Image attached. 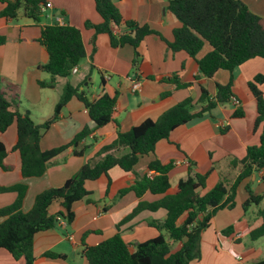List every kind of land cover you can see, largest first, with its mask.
Segmentation results:
<instances>
[{"label": "crops", "instance_id": "1", "mask_svg": "<svg viewBox=\"0 0 264 264\" xmlns=\"http://www.w3.org/2000/svg\"><path fill=\"white\" fill-rule=\"evenodd\" d=\"M239 1L253 14L264 18V0ZM47 2L49 7L43 12L40 24H35L22 12L14 20L0 19V35L7 39L6 44L0 46V77L2 90L13 107L21 112L29 111L33 121L42 124L53 115L67 82L86 90L92 101L100 99L104 94L118 97L113 122L94 131L85 140L84 145L89 146L85 155L75 156L72 148L64 151L50 161L46 173L40 178L24 179L20 174V156L12 151L17 139L16 128H10L6 134L0 133V142L9 150L6 164L13 168L11 171L0 168V186H28L23 213L31 210L35 198L41 192L61 188L101 147L114 142L118 132H129L146 119L157 120L165 111L186 99L197 101L201 87L214 96L216 85H226L231 78V74L226 71H219L213 78H206L201 75L195 59L184 52L173 53L168 48L167 42L174 41V31L182 27V23L168 10L170 0L118 2L124 20L149 26L159 34L145 38L138 49L140 59L136 63V50L133 46L113 48L108 34L97 33L95 29L86 27L87 22L97 26L103 21L94 0ZM4 8L5 4L0 2V12ZM54 24L71 25L80 29L87 56L69 79L58 78L54 88H43L39 82L50 83L53 78L40 70L41 66L48 63L49 55L38 39L43 27ZM116 32L122 34L124 31ZM210 50L205 45L198 59ZM258 74H264L262 59L250 60L240 66L233 73V92L237 100L176 129L168 141L157 144L155 155L141 158L134 171L125 172L119 167L110 170V186L106 177L87 182L86 189L91 195L74 204V222L68 224L65 219L59 218L54 229L35 237L34 264H88L82 255L86 247L96 246L114 237L118 233L117 225L140 202L152 203L162 198L149 192L141 198L134 192L121 195V191L129 189L138 178L155 172L148 169L154 160H159L164 165H173L169 175L171 189L168 194L177 192L180 180L209 172L211 174L207 180V190H211L222 180L232 186L242 171V166H235L234 161H241L247 155L249 147L260 144L263 124L255 130L257 105L248 90V83ZM101 75L104 85L101 83ZM175 75L182 84L188 86L179 88L162 82ZM88 76L90 80L85 83ZM134 82L141 84L140 91L133 92ZM262 90L264 92V86ZM165 93L168 96L163 97ZM238 101L246 112V117L232 119ZM93 126L88 110L77 98H73L63 109L60 119L43 135L41 148L47 151L66 145L83 129ZM226 127L228 132L223 134L222 129ZM155 175L156 172L153 176ZM247 187L255 195L262 196L263 200L259 206L254 205L245 210L243 207L249 197ZM16 198L15 192L0 193V210L12 205ZM62 210L58 201L49 208L52 215H58ZM261 211H264V169L239 185L235 209L219 211L213 218L211 227L202 236V259L194 264H251L264 260V246L259 245L264 237L257 241L251 238L252 231L264 222ZM165 218L164 211L143 212L128 225L132 228L127 226L123 229L125 242L134 249L135 245L157 237L159 232L149 224L154 220L164 221ZM229 227H233L234 231L227 237L223 232ZM46 252L64 255L65 258H45L43 255ZM0 264L26 263L24 259L16 260L8 251L0 249Z\"/></svg>", "mask_w": 264, "mask_h": 264}, {"label": "trees", "instance_id": "2", "mask_svg": "<svg viewBox=\"0 0 264 264\" xmlns=\"http://www.w3.org/2000/svg\"><path fill=\"white\" fill-rule=\"evenodd\" d=\"M102 23L95 26L87 22V28H93L97 33L108 34L113 48L131 45L135 48V63L139 61V47L145 38L158 32L149 26H141L134 21L124 20L118 2L121 0H94ZM5 8L0 12V19H17L23 15L40 24L43 10L49 7L47 0H0ZM168 10L182 23V27L174 31V41L167 42L173 53L184 52L197 61L201 75L213 78L219 71H226L231 78L226 85H216V94L201 87L197 101L189 98L165 111L157 120L146 119L129 132H118L111 144L101 147L95 155L61 188H50L41 192L34 201L33 207L27 213L22 212L28 186L16 184L11 187L0 186V193L15 192V202L0 210V249L8 251L14 259H24L26 264H34L35 237L42 232L54 229L59 218L68 224L75 220L73 206L91 195L86 189L87 182H94L102 177L109 180V172L119 167L125 172H132L141 158L155 155L158 143L169 140L170 135L181 126L196 119H201L220 106H225L235 100L233 92L234 71L250 60H264V18L253 14L239 0H170ZM124 31L122 34L116 31ZM6 37L0 35V46L6 44ZM38 42L45 47L49 61L40 67L53 78L52 82H39L41 87L54 88L58 78L69 79L73 70L86 58L82 32L71 25H47L43 27ZM210 51L202 58L198 55L205 45ZM94 69V67H93ZM90 76L85 79V83ZM163 83H170L179 88L182 84L177 75L165 78ZM101 83L104 78L101 75ZM264 74H258L248 83V90L256 101L258 117L255 130L263 124L260 144L251 146L247 155L234 165H241L242 171L232 186L226 180L220 181L211 190H207V174L190 175L186 180H180L175 194H168L171 189L170 172L172 164L164 165L159 160L152 161L148 169L155 171L153 178L148 176L138 178L129 189L121 191V195L134 192L138 198L146 193L162 196L156 202H140L137 208L120 224L118 233L96 245L86 247L82 255L88 264H194L202 259V236L211 227L213 218L219 211L233 210L236 207L237 189L248 178L264 169ZM168 96L165 93L163 97ZM117 95L104 94L100 99L92 101L89 93L81 87H74L67 82L62 97L55 107L53 115L42 124H36L29 111L21 112L13 107L12 102L2 90L0 77V133L6 134L10 128H16V143L12 148L20 156V174L24 179L42 177L51 160L68 149H73L75 156L83 157L89 146L85 140L96 130H99L114 120ZM77 98L88 110L94 123L93 128L87 127L79 132L74 139L63 146L43 151L41 140L45 132L56 123L63 109L71 99ZM232 114V119L246 117L241 103ZM228 132L227 127L222 133ZM9 150L0 142V168L11 171L6 164ZM249 197L244 209L256 205L263 200L247 187ZM60 202L62 211L58 215L49 212L54 202ZM157 213L164 211V221L154 220L149 225L157 229L159 235L151 240L135 245L134 249L125 242L123 232L132 221L143 212ZM264 218V211H261ZM128 228H132L129 227ZM233 227L227 228L223 234L230 236ZM264 237V222L252 231L254 241ZM43 257L64 259V255L46 252ZM251 264H264L258 260Z\"/></svg>", "mask_w": 264, "mask_h": 264}, {"label": "built area", "instance_id": "3", "mask_svg": "<svg viewBox=\"0 0 264 264\" xmlns=\"http://www.w3.org/2000/svg\"><path fill=\"white\" fill-rule=\"evenodd\" d=\"M43 11H45V10H43ZM76 71H77V68H75L74 70H73V73H76ZM140 88H141V84L140 83H138V82H134L133 83V86H132V90H133V92H136V91H140ZM177 164H180V163H177ZM187 166H190V164H189V162H186L185 163ZM154 173L155 172H152V173H150V175L148 176L149 178H153L154 176ZM238 259H240V258H238Z\"/></svg>", "mask_w": 264, "mask_h": 264}, {"label": "rangeland", "instance_id": "4", "mask_svg": "<svg viewBox=\"0 0 264 264\" xmlns=\"http://www.w3.org/2000/svg\"><path fill=\"white\" fill-rule=\"evenodd\" d=\"M206 47H210V46L206 44ZM99 83H100V79H98V83H97V85H99ZM253 206H254V205H253ZM240 209H241V211H242V208H240ZM238 211H240V210H238ZM241 211H240V212H241ZM241 215H242V212H241ZM237 217H240V215H237ZM259 245L264 246V240L261 241V242L259 243ZM238 251H240V249H239Z\"/></svg>", "mask_w": 264, "mask_h": 264}]
</instances>
